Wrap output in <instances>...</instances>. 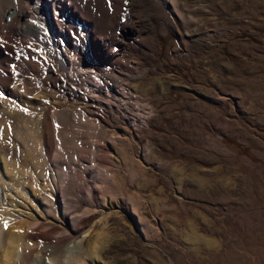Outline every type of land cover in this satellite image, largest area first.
I'll list each match as a JSON object with an SVG mask.
<instances>
[{
  "label": "rangeland",
  "instance_id": "1",
  "mask_svg": "<svg viewBox=\"0 0 264 264\" xmlns=\"http://www.w3.org/2000/svg\"><path fill=\"white\" fill-rule=\"evenodd\" d=\"M147 2L153 41L126 56L129 38L110 46L120 63L139 62L141 77L125 79L124 97L115 88L112 114L89 109L99 123L89 148L87 138L61 139L58 161L26 158L32 141L18 137L7 108L35 120L37 101L61 102L37 84L28 99L0 97V145L23 169L19 189L37 191L16 201V218L42 219L61 250L85 236L96 257L78 252L75 264H264V0H175L182 16L166 0ZM61 191L78 200L66 224L41 205Z\"/></svg>",
  "mask_w": 264,
  "mask_h": 264
},
{
  "label": "bare ground",
  "instance_id": "2",
  "mask_svg": "<svg viewBox=\"0 0 264 264\" xmlns=\"http://www.w3.org/2000/svg\"><path fill=\"white\" fill-rule=\"evenodd\" d=\"M166 1L177 15L182 16L175 0ZM155 13L147 0H0V97H4L9 89L14 94L19 90L21 95L18 97L28 99L37 84L48 86L50 92L45 86L41 89L61 102L60 107L55 108L53 101H37L39 118L35 120L16 106H8L7 119L14 122L18 137L22 141L24 138L32 141L29 147L26 146L29 149L26 158L44 156L51 163L58 161L54 156L60 153L61 139L82 141L87 138V144L81 143L86 148L95 143L93 138L99 123H95L89 109L101 110L103 116L106 112L110 115L116 107L107 99L115 88H119V95L124 97L125 79L129 75L133 79L141 77L137 73L139 62L132 67L131 62L121 64L120 58L130 52L145 50L153 41ZM127 38L129 42L122 55L114 53L111 45L121 46ZM19 42L28 47H24L26 54L19 50ZM122 68L127 74L121 72ZM100 93L105 97L101 98ZM74 104L80 106L79 113ZM80 128L86 129L88 134L79 135ZM8 150L0 145V264H75L78 252L79 256L96 257V247L90 242L85 244V236L61 250V240L52 236L53 229L41 231L40 228L46 225L42 219L19 221L16 218V201L25 198L32 202L37 191L32 189L24 193V184L19 189L23 169L17 168L15 153ZM101 151L103 153L105 148ZM53 152H56L54 156ZM86 152L81 153V160ZM196 180L202 183L200 177ZM94 189L96 187L87 190L77 187L79 194L86 193L87 196L95 192ZM64 192L56 198L57 204L51 195L42 196L41 205L48 216L50 209L58 207L61 210L57 213L58 219L66 224L73 219L71 215L78 200L70 199L72 205H69ZM102 202L105 205V200ZM72 258H75L74 263Z\"/></svg>",
  "mask_w": 264,
  "mask_h": 264
}]
</instances>
